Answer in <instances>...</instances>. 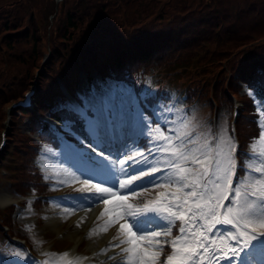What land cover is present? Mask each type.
<instances>
[{"label":"trees","instance_id":"trees-1","mask_svg":"<svg viewBox=\"0 0 264 264\" xmlns=\"http://www.w3.org/2000/svg\"><path fill=\"white\" fill-rule=\"evenodd\" d=\"M94 70L131 85L149 110L157 100H184L186 107L209 101L221 104L218 114L224 102L232 107L236 93L242 101L243 168L249 141L260 128L253 99L240 93V80L264 99V88L252 86L264 73V0H0V124L13 123L0 162L15 152L21 171L12 187L23 196L36 194L29 198L34 207L47 202L42 197L49 188L35 158L51 157L43 146L60 144L39 114L47 111L65 122L72 109L59 80L82 102L80 74L91 79ZM176 75L185 82L173 88L168 78ZM31 83L35 108L18 107L8 118V106ZM25 117L30 132L19 127ZM72 119L71 128L87 136L83 123ZM14 208L1 212V224L8 225L6 232L0 225L1 241L24 235Z\"/></svg>","mask_w":264,"mask_h":264},{"label":"rangeland","instance_id":"rangeland-1","mask_svg":"<svg viewBox=\"0 0 264 264\" xmlns=\"http://www.w3.org/2000/svg\"><path fill=\"white\" fill-rule=\"evenodd\" d=\"M151 75L155 77L153 73H151ZM80 76L81 80L79 82L78 90L84 95L85 102L88 107H91L101 97L118 95L124 100L125 104L129 108L134 109L133 114L137 117L135 121L136 132L133 135V139L136 138V134L139 135L140 133H145L149 130V118L142 113L143 116L147 119V124H144L139 120L138 114H141V112H139V107H134V99L132 96L126 95V92L123 89L124 85L122 82H116L113 78H103L99 75V73L95 72H93V78L90 82L87 81L83 73ZM168 80L171 82V84H173V88H178L185 82V77L176 75L168 78ZM58 102L59 99L56 98V103ZM185 104L186 103H184L183 100V103L178 102L175 105H163L159 108L156 107L160 112L161 117L164 116L165 118H173L170 128L171 130H169L170 133L165 134V132L169 131H163L161 126L155 125L154 130L151 131L149 135L150 137H152V141L150 142L153 144L152 151L161 153L160 155L156 156L155 160H152V163L157 166L158 170L154 172L149 171L147 175H138L135 179L130 176L123 177L124 185L119 189H113V192L117 193V196L112 197L113 199H117L118 196H123L125 193H127L128 199L124 202V205L125 207L129 205L131 206V208L129 209L130 212H135L137 215H139L142 212L152 209V205L159 200L160 196L162 194L165 196L166 194L167 197L161 199H164V205L166 206L164 209L167 211L161 213L164 215H169L170 212H176L177 208L182 206L180 207V212L178 214L186 215L190 218L191 211L193 210V200H195L196 198L186 195L189 189L183 186L182 181L176 180V176H188L189 182H192L194 180H197V177L202 170L200 168H197V164L192 163L191 159H189L187 162L181 161L180 167L181 169L191 168L193 169V172L188 173L184 171H177L176 169L172 168L171 163H166V161H172L174 157H172L171 155H165L164 153L172 151H187L190 153V156L193 154L196 156H202L204 151L209 150L214 145L223 154L228 152L231 143L234 142L235 144H237L235 141L236 138L232 132V122L235 121V119H233V111L235 105L233 97L231 102L232 107H230V102H224L221 109L218 111V115H216V119L213 110H215V108L218 110V106L221 105L219 102L212 104H210L209 101H197L195 103L190 102L188 104V107H186ZM238 104L241 105V102H239ZM9 106L8 118H10V113H12V111L18 109H12L11 105L9 110ZM259 106L262 112V103H259ZM236 119H238V117H236ZM261 121H264V116H261ZM5 124H0V131L7 127L8 130L12 132L13 123L7 122L6 120ZM19 127L25 132H30L27 117L23 119ZM61 128L63 130V133L65 131L68 132V126L66 124L62 125ZM9 131L6 132V137L10 135ZM35 133L33 132L34 137L36 136ZM167 137H172V139L168 140L166 139ZM260 137L261 133L259 138L251 143V146L254 153H257V155L261 157V160H264V139H261ZM81 139L82 138L79 137V140ZM133 139L127 142L126 148L128 150L136 147ZM79 140L75 141V143L74 141L67 143L68 145H72L74 148H77V150H79V145L77 143ZM194 141L197 143V146L192 145ZM161 142L162 144H167L170 147L167 149L161 148ZM59 149L60 150L57 151L55 149H51V147L48 148V145H44L41 150H49L52 156L56 157L50 158L39 156L38 158H35V160L39 163L38 166L42 168L41 178L47 179V185L51 182L50 178L54 177L52 179V190L54 194L53 196H51L52 198L49 199V203L44 207H41L39 213L36 209L34 210V208L30 204V201H23V197H21L22 195L17 193L12 187V180H16L14 174H18L21 171H19V168H17L16 165L17 157L15 155V152H13L12 154L10 152L9 155H5V159L0 162V212H3V210L7 207L6 205H15L13 217L18 223L17 225H20L21 229H23V231L27 234V241L29 242L32 249L38 254H43V248L45 247H50L52 249V251H50L49 253H44L45 255L43 254L49 264H53L54 259L59 256V254L64 253L70 248L74 247L77 243L76 240H78L79 238H83V242L79 246L80 250L83 253L89 252L88 254L90 255H92L93 253V249L88 248L91 244L92 237H90L88 234L86 235L82 228V225L89 222V220L87 221V219H85L79 224L77 220L73 219L75 213L86 212L89 207L80 206L78 209L76 208L66 213L62 211V209L63 207L72 208L73 204L81 203L83 197L82 195H80V193H82L81 188L83 185L88 186V188L91 187L89 191L96 192V188L90 183L96 184L97 179L93 178L88 183H84L85 177L81 175V169L78 167L75 161L70 158L69 153L67 152L66 154L68 148ZM138 150H140V148H138L136 151L131 152L133 154L131 158L128 156H123L121 154L123 164H118L117 167L120 169H127L129 172H131L133 171V169L130 168L129 165L133 162V160L137 161L135 163L136 169H139L142 166L147 167V164L141 165L139 163V161L144 157L143 155H140L138 153ZM116 155L117 152L113 151V157H115ZM110 159H112V157H110ZM220 159H223V155H221ZM253 160L249 162V165L254 166V169L252 171H249L248 174L245 175V177L243 178L245 183L240 185L242 193L244 191L251 192L254 189L264 190V185L254 182L255 178L257 176H260V172L257 171V169L264 167V164H261L258 160ZM42 165H45V167L43 168ZM25 174H28L27 171ZM153 177H155L156 180H154ZM212 179L215 180V177H212ZM137 184H147L148 186L141 188L135 193L130 191V187H135ZM102 186L107 187L108 185ZM143 186L146 185H141V187ZM208 187H211V185H208ZM47 190L51 189L47 188ZM175 190H178V192H175ZM58 192L61 193L58 194ZM3 196H7L9 200L4 203L1 202ZM229 198H231V194L229 195ZM249 200L250 202L258 203V201H255L251 196H249ZM95 207L96 206H94L93 208L91 207L92 210L90 208L89 211L93 212L95 210ZM109 207L112 208V205L107 206L106 211L99 214L97 220L98 224L93 225L94 227L92 226L91 228L93 232L97 234H110V229L114 228L115 230H113L115 237L113 241L115 242L112 241L113 245L115 243L126 245L128 244L126 242L127 239H122L124 233L121 232L119 228L122 223L126 222V217L120 218L115 222L108 221V217L113 214L108 211L110 210ZM123 210L124 209L122 208L121 211ZM147 214L151 215L150 211H147ZM177 220L179 219H174V224ZM198 220L199 217H197V221H193L190 219L189 223H187V221L180 220L175 233H172L174 226L172 227V235L167 239V241L172 242L176 239L179 234L178 229L181 225H184L186 223L194 225L198 222ZM203 223L209 224L211 227V231L209 232L208 230H205L203 228L199 229V231L203 232L204 235L208 236V238L210 240H213V242L215 238H223L224 243L223 241H220L216 246H221L220 248L224 247L225 243H227V241L229 240L227 235V227L220 226L218 223H213L211 221H204ZM217 229H219V231H217ZM192 231H197V229L193 227ZM80 235L81 237L75 239V236ZM145 236L146 238L139 242L140 246L146 251H160L159 264H167V256L164 257L165 254L162 250L164 244L159 243L157 241V238L154 242V237L150 236V234H145ZM197 239H203V236H200L198 234ZM121 241L125 242L121 243ZM252 242L256 243L257 241ZM2 245V248H0V256L3 259L6 260V254L11 251V254L14 257V262L12 264H18L19 262L23 264H32V259L20 247L19 249L21 251H16L17 249L13 246L5 247L3 243ZM200 250L201 252L203 251V249ZM17 253H20V255L18 256ZM106 253L108 252L100 255L102 257H105ZM126 253L127 252H125L124 254L126 258H117L118 261H125L126 259H128V256L130 254L126 256ZM171 254L172 251L170 252V255ZM209 254H211V252H209ZM116 256L117 255H115V257ZM206 257L207 256H205V258Z\"/></svg>","mask_w":264,"mask_h":264},{"label":"snow or ice","instance_id":"snow-or-ice-1","mask_svg":"<svg viewBox=\"0 0 264 264\" xmlns=\"http://www.w3.org/2000/svg\"><path fill=\"white\" fill-rule=\"evenodd\" d=\"M252 86L264 88V73H260V78L254 81ZM245 87L247 88V85ZM133 113L134 109L129 108L120 96L112 95L98 99L86 113L82 114L77 109L70 110V115L67 118L70 124L75 123L72 117L81 121L87 132V139L82 138L77 142L79 150L72 145L68 146L70 158L80 166L81 175L85 177L84 183L99 177L94 185L97 191L85 195L83 202H86L89 208L101 202L105 205L112 204V208L108 211L113 213L117 219L127 218L126 222L120 225V230L127 237L126 242L131 245L130 248H125L123 251L130 255L126 261H121V264H159L160 251H146L140 246L139 242L146 238L145 234H150L152 237L171 235L174 219L197 221V217L199 220L194 225L186 223L179 227L178 236L171 242L172 254L167 256V264H203L205 256H207L206 264H216L221 259L219 254L221 251H227V248L222 250L214 244L213 240L199 231L201 228L211 231L210 225L203 223L204 221L231 225L227 235L231 236L236 243L231 246V256L224 257L226 264H264V231L256 234V225H259L260 229H264V190L254 189L251 192L244 191L242 193L240 185L245 183L242 177L236 178V187H233V176L237 170L236 158L233 155L236 151L234 142L230 144L228 152L223 154L220 150L215 149L214 145L204 151L202 156L194 154L190 156L187 151L164 153L174 157L172 161H166V163H171L172 168L177 171L192 173L193 169H181L180 167L181 161L187 162L189 159L194 164L206 165L200 171L197 180L192 182H189L188 176H176V180L182 181L183 186L189 189L186 195L196 198L193 200L190 218L178 214L182 206L178 207L176 212H170L169 215L162 214L156 208L147 210L154 215H148L147 211L137 215L135 212L129 211L130 205L127 207L124 205L128 199L127 193L118 196L115 201L111 199L113 196H117L113 189H119L124 185L123 177L130 176L135 179L138 175H147L149 171L158 170L152 160H155L156 156L161 153L152 151V143H149L146 149L138 150V153L144 157L139 163L147 164V167L142 166L136 169L137 161L135 160L129 165L133 169L131 172L117 167L118 164H123L121 154L130 158L133 155L131 152L124 151L127 141L132 139L136 132L137 117ZM138 115L139 120L147 124L146 117L142 113ZM261 124L264 125V121H261ZM260 138L264 139V126L261 128ZM148 139L151 141L152 137L149 136ZM166 139L171 140L172 137ZM169 147L167 144L161 145V148L164 149ZM214 149L215 156H213ZM113 150L117 152L115 157H113ZM221 155H223V159H220ZM249 159L258 160L264 164V160H261L259 155L249 156ZM248 171L245 169V175L248 174ZM257 171L260 172V176H257L254 182L264 185V167ZM212 177H215V180ZM153 179L156 180L155 177ZM141 185L146 186L141 187ZM208 185H212V187L209 188ZM147 186V184H137L135 187H130V191L135 193ZM229 193H231V198H229ZM249 196L258 203L250 202ZM225 200H228V205L224 204ZM122 208L123 211H121ZM221 209H223V213H221ZM193 227L197 231H192ZM198 234L203 236V239H197ZM241 239H243L242 245ZM252 241L257 242L253 243ZM124 242L121 241V243ZM237 246H240L239 250ZM199 249H203V251L201 252ZM240 251H243L242 258H240ZM209 252H211L210 255ZM17 255L19 256L20 253Z\"/></svg>","mask_w":264,"mask_h":264},{"label":"bare ground","instance_id":"bare-ground-1","mask_svg":"<svg viewBox=\"0 0 264 264\" xmlns=\"http://www.w3.org/2000/svg\"><path fill=\"white\" fill-rule=\"evenodd\" d=\"M90 188H88L87 186L83 185L82 188H81L82 189L81 190L82 194L80 193V195H82V197L84 198V196L89 194V192L90 193H95V191H89ZM8 200H9V198H7V196H3L1 202L4 203V202H6ZM113 201H115V200H113ZM109 205L111 206L112 204L105 205L103 202H101V203L95 205L96 207H95V210L93 212L89 211V209H90L89 208L86 212H81V213L77 212L73 216V219L77 220V222L79 224H80V222L84 221L85 219H88V218L90 219L89 223H87V224L85 223L84 225H82V228H83V231L85 232L86 235L88 234L90 237H92L91 244H90V246L88 248L89 249H94L95 253L96 252L102 253V252L106 251L105 249L108 246H109L108 248H111V246L113 245L112 244L113 237L111 236V234H114V230L113 229H110V233L111 234H106V233L97 234V233L93 232V230L91 228L93 225L98 224L97 223V215L100 212L101 213L105 212L107 206H109ZM80 206L88 207L87 203L83 202V200H82L81 203L73 204L72 208L63 207L62 211H64L65 213L66 212H70V211H72V210H74L76 208L78 209ZM156 209H158V208L156 207ZM160 211L162 212V210H160ZM116 220H118V219L114 216V214H111L108 217V221H110V222H115ZM90 223H91V225H89ZM79 237H81V235L80 236H75V239H78ZM122 239L125 240V239H127V237L125 235H123ZM82 240H83V238H79L78 240H76L77 241L76 245L74 247H72L70 250H68V252H66V254L56 257L57 258L56 261L58 262L57 264L61 263V261L65 259L64 258L65 255L67 256V257L65 256L66 257L65 260H67L69 257H73L72 262L69 263V264H88L85 261V260H87L86 258H82L79 255H77V253H76V251L78 250ZM117 245H119V246L117 247ZM112 247H114V248L113 249H108L109 250L108 255L106 257L102 258V259H99V262H97L96 264H121V261H118V259H115L114 257L108 259V257H111L113 254H116V253H119V256H120L119 258L124 257L125 251H123V250L125 248L131 247V245H129V244H126V245L116 244V245H114ZM97 256H99V254H97ZM128 258H129V256H128ZM107 260H110V261L106 262ZM92 264H95V263H92Z\"/></svg>","mask_w":264,"mask_h":264}]
</instances>
